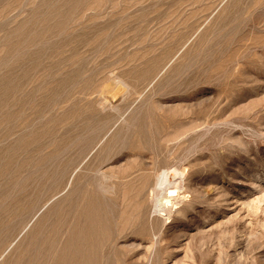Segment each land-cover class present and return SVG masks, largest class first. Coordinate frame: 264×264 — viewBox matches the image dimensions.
I'll return each instance as SVG.
<instances>
[{
    "label": "rangeland",
    "instance_id": "374dc122",
    "mask_svg": "<svg viewBox=\"0 0 264 264\" xmlns=\"http://www.w3.org/2000/svg\"><path fill=\"white\" fill-rule=\"evenodd\" d=\"M0 264H264V0H0Z\"/></svg>",
    "mask_w": 264,
    "mask_h": 264
},
{
    "label": "bare ground",
    "instance_id": "6f19581e",
    "mask_svg": "<svg viewBox=\"0 0 264 264\" xmlns=\"http://www.w3.org/2000/svg\"><path fill=\"white\" fill-rule=\"evenodd\" d=\"M110 90V89H108ZM170 173H173V174H178V170H176L175 168L170 172ZM169 172L167 171H162L161 173H159L156 177V182H155V188L161 192L159 196V198H155L157 199L155 203H153V205H157V206H176L177 202L175 201L176 198L178 197L179 198V189H178V186H170V184H166L169 182V179H168V174H170ZM181 174V173H180ZM172 175V174H171ZM174 176V175H173ZM171 182V181H170ZM145 183V182H144ZM178 183V182H177ZM177 183L174 182V184L176 185ZM172 184V183H171ZM141 188V187H140ZM154 190V188L152 189ZM155 191V190H154ZM157 194V193H156ZM187 196V195H186ZM175 198V200L173 201V199ZM181 198H185L184 195L181 196ZM179 203V202H178ZM154 205V207H155ZM159 207H156V208H159ZM161 208V207H160ZM163 209V208H162ZM171 212V211H170ZM168 213L167 212V216H168ZM170 214V213H169ZM168 218V217H167ZM97 239V238H96ZM100 241V240H99ZM102 246V245H101Z\"/></svg>",
    "mask_w": 264,
    "mask_h": 264
}]
</instances>
